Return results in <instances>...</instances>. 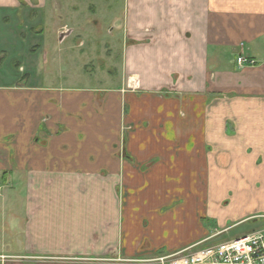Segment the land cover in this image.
Masks as SVG:
<instances>
[{
  "label": "crops",
  "instance_id": "1",
  "mask_svg": "<svg viewBox=\"0 0 264 264\" xmlns=\"http://www.w3.org/2000/svg\"><path fill=\"white\" fill-rule=\"evenodd\" d=\"M121 4L103 19L121 28L116 84L0 85V264H158L238 224L262 225L235 238L264 231V0ZM207 217L221 229L180 237Z\"/></svg>",
  "mask_w": 264,
  "mask_h": 264
},
{
  "label": "rangeland",
  "instance_id": "2",
  "mask_svg": "<svg viewBox=\"0 0 264 264\" xmlns=\"http://www.w3.org/2000/svg\"><path fill=\"white\" fill-rule=\"evenodd\" d=\"M122 1L45 0L43 4L42 2L35 3L30 7L22 5L15 15L11 12L0 11V85L13 81L41 87L62 85V87L92 88L116 84L123 47L121 28L115 21L116 19L112 17L103 19L107 18L108 6L111 4H114L112 13L115 11L118 15ZM13 19L20 21L19 27L17 25L12 27ZM65 25L67 30H72V34L64 41ZM13 30L16 39L11 36ZM14 189L16 190L13 191L15 201L7 202L4 211L7 216L16 215L19 212L21 217L22 199L27 193L23 187ZM160 189L161 187L158 190ZM187 189V187H182L180 193L189 199L192 196L186 194ZM6 190L10 189H5L0 183V213L2 196L5 195ZM213 205L210 210L220 215V211L226 207V202L219 200ZM252 222L254 221H250L249 224L236 225V229L225 235H219L220 237L213 239V242L232 240L239 233L259 229L262 225ZM5 224L7 221L0 220V228ZM229 225L231 221L228 220L226 226ZM197 227L203 231V234L197 229L189 235L183 234L180 237L187 236L194 239L203 235L207 237L219 231L222 226L217 218L207 217V219L198 220ZM178 236V234L172 235L165 232L160 239L167 245L175 239L173 243L175 244ZM208 246L212 244L207 242L196 246L193 250Z\"/></svg>",
  "mask_w": 264,
  "mask_h": 264
},
{
  "label": "built area",
  "instance_id": "3",
  "mask_svg": "<svg viewBox=\"0 0 264 264\" xmlns=\"http://www.w3.org/2000/svg\"><path fill=\"white\" fill-rule=\"evenodd\" d=\"M236 63L240 67L252 65V61L243 56H238ZM195 247L160 256L150 262L154 261L158 264H264V231L249 233L229 241L193 250Z\"/></svg>",
  "mask_w": 264,
  "mask_h": 264
}]
</instances>
